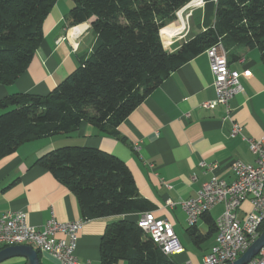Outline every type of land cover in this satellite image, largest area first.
Segmentation results:
<instances>
[{
    "label": "trees",
    "instance_id": "16d2710c",
    "mask_svg": "<svg viewBox=\"0 0 264 264\" xmlns=\"http://www.w3.org/2000/svg\"><path fill=\"white\" fill-rule=\"evenodd\" d=\"M190 1L73 0L69 25L92 20L94 49L48 94L15 93L0 99V159L26 142L76 131L83 122L118 136V127L153 89L220 40L229 55L238 46L258 47L264 64V0H205L203 8L192 13L200 31L168 51L163 41L166 44L181 21L165 25ZM56 2L0 0V84L14 83L27 69ZM35 165L76 195L85 221L153 208L139 194L126 162L101 149L64 146L44 154ZM202 218L206 232L197 225L187 229L198 247L218 231L209 212ZM100 251V264H180L127 218L106 227Z\"/></svg>",
    "mask_w": 264,
    "mask_h": 264
},
{
    "label": "crops",
    "instance_id": "0c3cea01",
    "mask_svg": "<svg viewBox=\"0 0 264 264\" xmlns=\"http://www.w3.org/2000/svg\"><path fill=\"white\" fill-rule=\"evenodd\" d=\"M73 6V0H57L44 21V39L31 63L14 83L0 84V99L15 93L46 95L78 67L81 58L92 53L96 43V36L91 31L92 20L70 26L68 15ZM196 28L199 32V25ZM181 35L184 37L174 39V47L167 49L164 43L165 48L174 51L190 37ZM232 54L229 55L230 67L239 71L243 86L230 101L232 118L243 126L245 137H262L264 64L261 52L258 47L238 46ZM215 99L214 75L210 59L204 52L180 66L153 89L118 127V136L83 122L69 134L22 144L14 153L0 159V213L24 211L29 223L39 228L52 215L60 221L82 219L76 195L35 162L60 147H95L125 161L139 194L152 204L150 211L155 217L167 218L173 224L184 247V252L176 255L178 262L202 264L203 256L214 245L216 236L206 251L199 252L202 247L195 245L187 234L189 226L183 201L195 197L203 183L213 175L233 181L232 165L236 160L256 162L248 142L241 136H230L231 122L224 120L225 107L217 105L207 109L202 106L205 101ZM134 142H140L139 152L134 149ZM202 161L217 167L207 170L200 166ZM250 209L251 203L247 199L240 206L239 215L244 216ZM223 211L224 205L218 204L209 213L214 218L215 213L221 215ZM141 214L86 220L79 232L76 255L82 261L100 264V245L106 227L125 218L137 222ZM197 226L201 231H207L203 218ZM40 259L42 264H60L46 253L40 252ZM0 264H27V259L16 256Z\"/></svg>",
    "mask_w": 264,
    "mask_h": 264
},
{
    "label": "built area",
    "instance_id": "2783aa9c",
    "mask_svg": "<svg viewBox=\"0 0 264 264\" xmlns=\"http://www.w3.org/2000/svg\"><path fill=\"white\" fill-rule=\"evenodd\" d=\"M191 0L182 9L189 11L203 8L205 0ZM193 4V7L190 5ZM181 9V10H182ZM179 10V11H181ZM178 11V12H179ZM210 59L214 75L216 99L205 101L202 106L214 109L217 105L225 107L224 120L231 122V137L241 136L249 144L256 156L255 164L236 160L232 165L235 175L233 181H227L218 175L203 183L195 197L182 203L187 213L189 227L197 225L205 213L216 205L223 204L221 229H218L215 243L203 256L202 264L234 263L260 235L264 223V135L259 138H247L243 135V126L232 118L231 99L243 90L240 73L230 67L229 53L220 40L205 51ZM136 151L141 150L140 142H134ZM149 166L153 167V164ZM200 166L214 170L217 165L202 161ZM251 203V209L239 215V208L245 200ZM173 204L172 202H168ZM85 220L60 221L54 215L42 227L29 223L24 211L0 213V249L10 245L27 244L36 250L54 257L60 264H90L76 255V248ZM138 225L159 242L163 253L176 256L184 252L173 224L167 218H157L151 211H145L137 221ZM182 264H193L187 261ZM246 264H264V246L259 253Z\"/></svg>",
    "mask_w": 264,
    "mask_h": 264
},
{
    "label": "water",
    "instance_id": "95a60500",
    "mask_svg": "<svg viewBox=\"0 0 264 264\" xmlns=\"http://www.w3.org/2000/svg\"><path fill=\"white\" fill-rule=\"evenodd\" d=\"M162 36V34H161ZM163 39V38H162ZM264 246V230L251 243L248 249L234 263L229 264H246L253 259ZM21 256L27 259V264H42L38 250L31 245L18 244L10 245L0 249V263L8 258Z\"/></svg>",
    "mask_w": 264,
    "mask_h": 264
},
{
    "label": "rangeland",
    "instance_id": "374dc122",
    "mask_svg": "<svg viewBox=\"0 0 264 264\" xmlns=\"http://www.w3.org/2000/svg\"><path fill=\"white\" fill-rule=\"evenodd\" d=\"M198 9H200V8H194V9H191V10H189V11H186V12H184L183 13V17L186 19V27H185V29L183 30V32L182 33H184V35H188V36H190V34H192V33H197L198 32V29L196 28V26L197 25H199V24H197V20H195V18L192 16V13L195 11V10H198ZM180 23V15H179V12H177V18L175 19V20H173V21H171V22H169V23H167L166 25H165V27H167V26H169V25H171V24H179ZM197 24V25H196ZM182 25V24H181ZM191 29H192V33H191ZM180 36H182L181 34H179V35H177V37H176V40L180 37ZM184 36H182V38H183ZM169 38V37H168ZM188 38V37H187ZM163 43H165V42H163ZM167 49H169V48H167ZM171 49V48H170ZM4 110H0V114L3 112ZM215 216H214V219L215 220H217L218 219V217H219V215H220V213H215L214 214ZM213 243V239L211 238V239H209L206 243H204L203 245H202V249H201V251L199 250V252H204V251H206L207 250V248H209L210 247V245ZM192 247H194V248H196L194 245L192 246ZM178 256H175V257H173V258H175L177 261H178V258H177ZM121 262V264H127V262L126 261H120ZM180 264H182V262H179Z\"/></svg>",
    "mask_w": 264,
    "mask_h": 264
},
{
    "label": "bare ground",
    "instance_id": "6f19581e",
    "mask_svg": "<svg viewBox=\"0 0 264 264\" xmlns=\"http://www.w3.org/2000/svg\"><path fill=\"white\" fill-rule=\"evenodd\" d=\"M197 2V0L196 1H194V4ZM191 7H193V4H191L190 5ZM184 11L185 10H181V11H179V15H180V21H181V23H182V25H181V27L180 28H178L176 31H174V32H172L170 35H169V38H168V40H167V42H166V46L170 49V48H172V47H174V39L177 37V35H179V34H181L182 33V31L185 29V27H186V19L183 17V13H184ZM216 223H217V227H218V229H221V219L220 218H218L217 220H216ZM158 244H159V242H157ZM160 245V244H159ZM165 255H167V256H170V254L169 253H164Z\"/></svg>",
    "mask_w": 264,
    "mask_h": 264
}]
</instances>
